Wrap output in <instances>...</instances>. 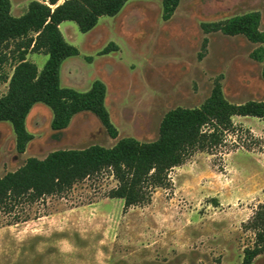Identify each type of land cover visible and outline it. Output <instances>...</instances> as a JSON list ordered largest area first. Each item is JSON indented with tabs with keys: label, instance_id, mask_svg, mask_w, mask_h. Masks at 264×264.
I'll list each match as a JSON object with an SVG mask.
<instances>
[{
	"label": "rangeland",
	"instance_id": "obj_1",
	"mask_svg": "<svg viewBox=\"0 0 264 264\" xmlns=\"http://www.w3.org/2000/svg\"><path fill=\"white\" fill-rule=\"evenodd\" d=\"M31 1L11 0L12 13L22 15ZM249 11L261 12L264 30V0H182L168 20L162 0H131L88 32L64 21L61 30L80 53L63 62L61 85L86 91L104 81L118 137L88 111L54 130L52 110L37 103L27 118L34 138L23 153L12 123L0 121V176L57 149L112 147L123 137L155 140L169 110L200 106L217 80L231 102L264 99V60L252 57L264 43L202 28ZM111 42L118 48L102 54ZM11 56L3 65L8 76ZM48 57L28 54L40 70ZM8 86L0 83V96ZM233 120L256 139L243 132L238 147L228 142L195 152L170 171V187L157 188L150 203L125 209L123 199L109 197L117 180L105 170L28 205L19 222L0 211V264H242L255 239L244 224L264 202V118ZM252 264H264V253Z\"/></svg>",
	"mask_w": 264,
	"mask_h": 264
},
{
	"label": "trees",
	"instance_id": "obj_2",
	"mask_svg": "<svg viewBox=\"0 0 264 264\" xmlns=\"http://www.w3.org/2000/svg\"><path fill=\"white\" fill-rule=\"evenodd\" d=\"M129 1L32 0L22 15L15 16L11 0H0V83L9 81L8 90L0 96V121L12 123L19 152H25L34 138L27 127V118L37 103L52 110L54 130L66 129L76 114L88 111L100 119L111 137H118V129L106 105L104 81L95 80L86 91L61 85L63 62L80 52L67 41L60 25L64 21H74L82 32H88L98 24L100 17L117 15ZM181 1L162 0L165 20L173 16ZM261 23V12L249 11L203 22L202 28L206 33L221 31L264 43ZM207 42L205 38L204 47ZM110 45L118 48L111 42L102 54L113 50ZM11 46L14 48L9 52ZM30 52L48 54L41 70L28 58ZM9 55L14 62L10 76L3 73ZM252 57L263 61L264 46L255 49ZM262 75L264 78V67ZM234 116L264 118V99L231 102L224 94L221 81L217 80L200 106L169 110L155 140L123 137L112 147L94 144L79 149H57L45 158H27L17 170L0 176V211L13 215L19 222L20 214L28 205L46 196L62 194L77 182L105 170L117 180L109 197L123 199L125 209L150 203L157 188L170 187V171L184 164L195 152H212L228 142L238 147L243 132L251 140L256 139L252 130H243L234 123ZM244 226L253 231L255 239L252 246L245 248L242 264H252L264 253V202L257 206Z\"/></svg>",
	"mask_w": 264,
	"mask_h": 264
},
{
	"label": "crops",
	"instance_id": "obj_3",
	"mask_svg": "<svg viewBox=\"0 0 264 264\" xmlns=\"http://www.w3.org/2000/svg\"><path fill=\"white\" fill-rule=\"evenodd\" d=\"M27 9V8H26ZM12 10H13V8H12Z\"/></svg>",
	"mask_w": 264,
	"mask_h": 264
}]
</instances>
